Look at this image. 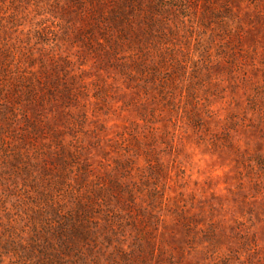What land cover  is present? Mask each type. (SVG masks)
<instances>
[{
  "label": "rangeland",
  "instance_id": "rangeland-1",
  "mask_svg": "<svg viewBox=\"0 0 264 264\" xmlns=\"http://www.w3.org/2000/svg\"><path fill=\"white\" fill-rule=\"evenodd\" d=\"M147 1L0 0V264H264V0Z\"/></svg>",
  "mask_w": 264,
  "mask_h": 264
},
{
  "label": "trees",
  "instance_id": "trees-1",
  "mask_svg": "<svg viewBox=\"0 0 264 264\" xmlns=\"http://www.w3.org/2000/svg\"><path fill=\"white\" fill-rule=\"evenodd\" d=\"M147 3L149 4V8L153 12V15H156V13H155L156 8H157L156 0H149V1H147ZM151 19L149 17V20L148 21L146 20V21L148 23H150L149 21H151ZM62 225L64 227L61 228V231L59 233L60 236H59L58 240H59V244L62 245V247L64 246V248L70 247L69 240H71V238L78 237V235H80L81 237L82 236L86 237L87 233L89 232V231L83 230L84 232H86V233H83V231H81L80 228L84 229L85 227L79 223H76L75 221H69V222L62 224ZM61 264H65V261H62Z\"/></svg>",
  "mask_w": 264,
  "mask_h": 264
}]
</instances>
